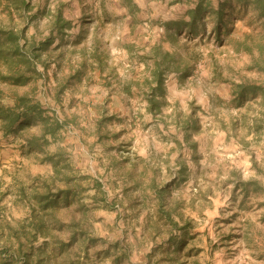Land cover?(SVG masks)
Listing matches in <instances>:
<instances>
[{"label": "rangeland", "instance_id": "rangeland-1", "mask_svg": "<svg viewBox=\"0 0 264 264\" xmlns=\"http://www.w3.org/2000/svg\"><path fill=\"white\" fill-rule=\"evenodd\" d=\"M26 1L27 18L14 13L9 23L0 11V25L51 43L35 62L42 77L18 92L35 86L43 109L69 123L48 144L38 126L0 130V264H35L39 255L44 264H67L44 245L50 238L28 244L21 235L31 229L34 191L68 187L53 179L45 155L62 159L58 167L78 194L51 217L66 224L82 204L77 219L103 240L88 248L79 241L78 264H264V120L253 127L261 99L239 104L223 82L264 86V20L243 0H227L220 19L226 0H206L194 29L187 12L200 0ZM58 11L71 23L63 35L52 28ZM151 90L157 113L147 111ZM31 137L39 148L27 146ZM249 178L263 187L245 197L237 185ZM6 248L15 257L25 250L26 262Z\"/></svg>", "mask_w": 264, "mask_h": 264}, {"label": "trees", "instance_id": "trees-1", "mask_svg": "<svg viewBox=\"0 0 264 264\" xmlns=\"http://www.w3.org/2000/svg\"><path fill=\"white\" fill-rule=\"evenodd\" d=\"M248 6L252 8L257 17H260L264 20V0H243ZM241 3V2H240ZM227 0L221 4L218 8L217 16L220 19L222 14L226 10ZM231 3L228 4L230 6ZM209 3L206 0H200L194 9L187 12L189 17V22L187 23L192 29L193 25L197 22L199 17L202 15L203 9L208 6ZM31 6L30 3L26 0H0V11L6 16L10 17L9 23H12L13 20L11 16L15 13L20 18H27V14L30 12ZM53 31L56 34H62L71 28V23L65 20L61 14V11H58L52 22ZM51 43V40L45 38L43 41L35 42V40H27L25 36V28H16L11 26L2 27L0 25V130L4 135L17 134L21 131L28 130L31 126H38L40 128V139H42L44 144H48L49 136L51 139H55L58 131L62 129L68 120H59L55 113L51 115L47 110L43 109L40 102L35 98L36 87H30L28 92L19 94L18 90L25 86H30L35 84L42 75L36 68V61L40 59V53L47 48ZM245 50L247 52H252V47L245 45ZM93 58L95 61L101 62V56L97 50V46L91 50ZM82 67H86V61L83 58L80 62ZM82 71L77 70L74 72V76L78 77ZM153 80L155 81L157 90L161 88L163 83V69L160 64H157L156 69L153 71ZM214 76H219L217 71H215ZM78 79V78H76ZM223 82L230 84L231 94L233 99L241 104L246 97H250L252 100H256L258 94L260 95L259 106L263 108L260 117L253 120V127L258 131L261 127V122L264 120V86L251 84L249 82H239L235 83L227 78H223ZM154 91L151 90L150 96L147 97L148 106L147 111L149 113H157L160 111L158 101L154 96ZM59 93V92H58ZM26 144L30 148H36L39 146L37 139L34 137L27 138ZM41 149V148H40ZM54 155H45L41 162H50L54 164V180L58 181L63 177V180L68 187L66 186L63 190L53 191L51 187H44L45 191L37 192L34 191L32 200L35 205H32V215L31 220H29L28 225L30 231L26 232L23 227V234L25 237H28V244H32L38 237L43 239H49L50 242H44V245L53 244V248L57 251L58 256L64 257L67 264H78L80 259V254L77 252L75 246L80 241L83 243L86 242L88 246L95 245L102 239H98L94 236H91L87 227L83 225L82 219H77L76 213L83 214L84 207L82 204L75 206V209H70L69 214L71 220L68 223L63 224L59 222L54 217L53 212L55 209L59 208L61 205L64 207H70L73 202L76 200L78 194L74 192L71 188L70 183L71 179L66 177L62 173V169L58 167V161L62 160L58 157L59 160L54 161ZM241 192L244 196L249 195V188H253L256 192L261 187L257 184H252L251 182L239 183ZM255 187V188H254ZM79 202V200H78ZM260 221H264V215L261 217ZM58 225L63 230L68 233V238L66 240L61 239L60 236L55 234L52 231V225ZM64 225V226H63ZM22 230V231H23ZM15 233V230H14ZM18 236L17 233H15ZM18 255L15 257L13 252L4 249V254H8L13 260L25 261L28 258L27 252L17 250ZM52 257V255H48ZM55 258V257H54ZM44 257L41 258L39 255L36 256L35 264H44L46 261H43ZM80 264V263H79Z\"/></svg>", "mask_w": 264, "mask_h": 264}, {"label": "crops", "instance_id": "crops-1", "mask_svg": "<svg viewBox=\"0 0 264 264\" xmlns=\"http://www.w3.org/2000/svg\"><path fill=\"white\" fill-rule=\"evenodd\" d=\"M247 181H249V182H251L252 184L254 183V184H257L258 186H260L261 187V185L263 184V182H262V184H261V181L260 182H258L256 179L254 180L253 178H249ZM262 187H263V185H262ZM237 188L241 191V189H240V186H239V183H238V185H237ZM255 188V187H254ZM251 192H254V190H253V188H249V195H251ZM243 194V193H242ZM244 195V194H243ZM248 195V196H249Z\"/></svg>", "mask_w": 264, "mask_h": 264}]
</instances>
